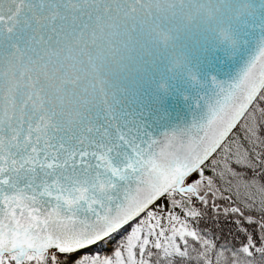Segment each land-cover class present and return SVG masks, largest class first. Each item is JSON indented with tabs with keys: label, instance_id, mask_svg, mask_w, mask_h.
I'll list each match as a JSON object with an SVG mask.
<instances>
[{
	"label": "snow or ice",
	"instance_id": "obj_1",
	"mask_svg": "<svg viewBox=\"0 0 264 264\" xmlns=\"http://www.w3.org/2000/svg\"><path fill=\"white\" fill-rule=\"evenodd\" d=\"M0 264H264V0H0Z\"/></svg>",
	"mask_w": 264,
	"mask_h": 264
}]
</instances>
